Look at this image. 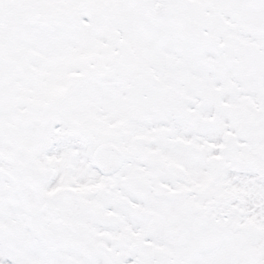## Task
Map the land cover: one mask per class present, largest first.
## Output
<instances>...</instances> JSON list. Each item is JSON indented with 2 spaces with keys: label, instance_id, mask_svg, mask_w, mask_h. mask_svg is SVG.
Masks as SVG:
<instances>
[{
  "label": "snow or ice",
  "instance_id": "snow-or-ice-1",
  "mask_svg": "<svg viewBox=\"0 0 264 264\" xmlns=\"http://www.w3.org/2000/svg\"><path fill=\"white\" fill-rule=\"evenodd\" d=\"M0 264H264V0H0Z\"/></svg>",
  "mask_w": 264,
  "mask_h": 264
}]
</instances>
